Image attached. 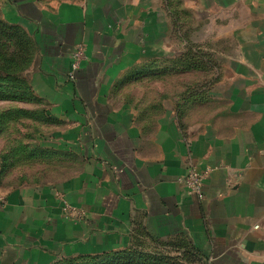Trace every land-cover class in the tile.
Wrapping results in <instances>:
<instances>
[{
  "label": "crops",
  "instance_id": "crops-1",
  "mask_svg": "<svg viewBox=\"0 0 264 264\" xmlns=\"http://www.w3.org/2000/svg\"><path fill=\"white\" fill-rule=\"evenodd\" d=\"M6 2L36 44L28 82L54 121L51 146L78 168L10 188L0 178V264L137 239H184L203 264H264V0ZM79 45L87 59L69 80ZM186 52L218 62L181 101L163 70ZM192 167L211 170L203 199L178 182Z\"/></svg>",
  "mask_w": 264,
  "mask_h": 264
},
{
  "label": "rangeland",
  "instance_id": "rangeland-1",
  "mask_svg": "<svg viewBox=\"0 0 264 264\" xmlns=\"http://www.w3.org/2000/svg\"><path fill=\"white\" fill-rule=\"evenodd\" d=\"M42 1L50 3L60 0ZM6 7V0H0V19L18 29L21 25L19 26L10 18ZM24 30L27 31L25 28ZM6 36L4 31H0V55L3 56L10 54V49H7L10 42ZM208 41L206 39L205 42L209 43ZM209 46L218 47L219 43H212ZM11 52H15L16 56H22L24 65L20 66L21 69L18 72L28 81L27 73L34 63L36 50L28 51L25 43L17 42L13 45ZM29 54H31L30 60L24 61ZM215 62L218 61L214 60L213 63ZM163 71V76L166 78L164 80L165 91L173 92L174 96L179 91L182 101L183 94L191 87L187 85L189 77L200 82L195 86L198 90L202 88L201 82L204 81V76L214 75L215 70H190L196 72L194 75L180 74L189 72V70L164 69ZM174 103L178 104L175 100ZM46 111L44 102L36 97L33 100L0 99V178L2 187L10 188L32 183L54 182L76 173L78 163L75 155L67 154L56 146H51L50 137L55 124ZM136 247V249H132L135 251L123 256L124 258L110 259L101 255L92 260L84 259L73 262H62L61 260L60 262H62L61 264H203L201 260L196 259L192 249L182 240L144 239L137 242Z\"/></svg>",
  "mask_w": 264,
  "mask_h": 264
},
{
  "label": "trees",
  "instance_id": "trees-1",
  "mask_svg": "<svg viewBox=\"0 0 264 264\" xmlns=\"http://www.w3.org/2000/svg\"><path fill=\"white\" fill-rule=\"evenodd\" d=\"M21 24H19L20 26ZM0 31H4V34H6L7 39L10 42V45L7 47V49H10V54L6 56L0 55V99H19V100H33L35 99V95L31 89V85L29 82L22 76L19 75V69H21L20 66H23L24 63L22 62V56H16L15 52H11L12 47L17 42H23L26 44L27 50L29 51H35L36 50V44L31 36V34L28 31L24 30L23 25L21 27H18V29L13 28V25L5 23L0 19ZM31 54L28 55L27 58H25L24 61L30 60ZM18 58V61H17ZM213 56L211 54L207 55H197L192 52H186L183 55H181L179 58H176L173 60V63L170 67L173 66L174 69L179 68L180 70H212L209 65L213 64ZM29 63V62H28ZM26 63V64H28ZM174 240H182L187 244L191 249L196 257L199 260H201L200 255L196 251V249L190 245V243L184 239H174ZM140 239L136 240L135 242H139ZM136 243H134L132 246L125 250L120 251H112V252H105L100 255H88V256H81L78 258L73 259H67L62 260V262H69V261H75V260H92L95 259L101 255H104L110 259L113 258H124L123 256H126L132 251V249H136ZM62 262H57L62 263ZM202 263V261H201Z\"/></svg>",
  "mask_w": 264,
  "mask_h": 264
},
{
  "label": "built area",
  "instance_id": "built-area-1",
  "mask_svg": "<svg viewBox=\"0 0 264 264\" xmlns=\"http://www.w3.org/2000/svg\"><path fill=\"white\" fill-rule=\"evenodd\" d=\"M87 59L86 48L82 45L77 46L71 53V65L68 72V79L75 80L77 74L82 68L83 62ZM211 174L209 168L205 170H199L192 167L188 171L178 178V182L185 187L187 192L191 195H195L200 199L205 195V184ZM6 202L5 197L0 195V206ZM64 210L69 215H74L76 208L65 202Z\"/></svg>",
  "mask_w": 264,
  "mask_h": 264
}]
</instances>
